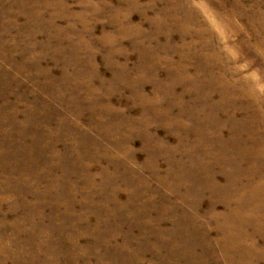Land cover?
I'll return each instance as SVG.
<instances>
[{"label":"rangeland","instance_id":"rangeland-1","mask_svg":"<svg viewBox=\"0 0 264 264\" xmlns=\"http://www.w3.org/2000/svg\"><path fill=\"white\" fill-rule=\"evenodd\" d=\"M262 139L264 0H0V264H264Z\"/></svg>","mask_w":264,"mask_h":264},{"label":"bare ground","instance_id":"bare-ground-1","mask_svg":"<svg viewBox=\"0 0 264 264\" xmlns=\"http://www.w3.org/2000/svg\"><path fill=\"white\" fill-rule=\"evenodd\" d=\"M248 95H251V93H248ZM224 96H225V94H224ZM262 142H264L263 139H262ZM261 145H264V143H262ZM242 147H243V145H242ZM262 147L263 146H259L257 149L254 150V152H252V154L243 156V159H242L241 163L243 161H245V158L246 159H249L250 161H246L247 163H249V167H247V168H249V170H251V172L249 173V175L251 177H254L255 178V175L258 172L259 173L258 174L259 175L258 178H261L262 177V181H259V182L264 183V172H261V171H264V168H263V165H262V164H264V151H263V148ZM243 150H246V149L243 148ZM247 173H248V170H247Z\"/></svg>","mask_w":264,"mask_h":264}]
</instances>
